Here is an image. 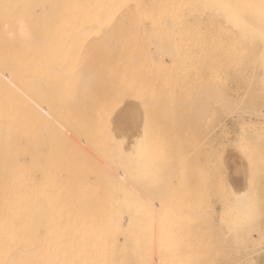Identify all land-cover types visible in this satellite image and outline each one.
Wrapping results in <instances>:
<instances>
[{
  "label": "bare ground",
  "instance_id": "obj_1",
  "mask_svg": "<svg viewBox=\"0 0 264 264\" xmlns=\"http://www.w3.org/2000/svg\"><path fill=\"white\" fill-rule=\"evenodd\" d=\"M189 105L204 141L216 108L243 119L218 167L242 233L263 215L264 0H0V264L206 263L180 240L216 183L214 143L182 167L172 140Z\"/></svg>",
  "mask_w": 264,
  "mask_h": 264
},
{
  "label": "rangeland",
  "instance_id": "obj_2",
  "mask_svg": "<svg viewBox=\"0 0 264 264\" xmlns=\"http://www.w3.org/2000/svg\"><path fill=\"white\" fill-rule=\"evenodd\" d=\"M234 81L235 80L232 79L229 82V85L232 86ZM200 111H201V107H190V105L187 107H174L172 110V117L174 120V122L172 123V140L177 145H179V149L181 152H183L184 154L188 153L186 157L183 156V154L181 155L183 157H180L181 158L180 161L183 162L184 160H186L185 164L183 163L182 167H184L185 165H189L190 163L196 164V165L198 164L197 166L200 167V164L202 165V162H205V160L203 159V157L199 156V153L197 150L200 148L201 145L204 146L205 143L208 141L210 143L212 142L215 144V151H216V154H213V157H212L211 163H210L211 164L210 167L212 169L210 176L213 179H215L216 183H214V181H213V184L210 185V196L208 199L209 213L203 221H198L197 223H195V225H194L195 230L191 235L189 234L188 236H186L185 240H182V238H180L181 241L186 242V243L182 242L183 243L182 247H183V249L190 250L188 247H185V246L191 245L192 247L190 246V248L197 249L199 247H196V246H199V245L204 246L205 245L203 248L208 247V249L210 251V248L213 246L211 248V250H213V251L215 250L214 253L212 251L210 253L208 252L210 255H204L203 254L202 258L204 257L203 260L206 262L204 264H207V263L211 264L210 263L211 261H209L210 259L212 261H214L213 264H215V263L216 264H220V263L225 264L224 262H228V261L229 262L226 264H264V240L263 239H262L263 241L261 240L262 237L264 238V229H263L264 228V219H263L264 218V209H261V208H263L262 206H264V200H261L262 198L264 199V193H262V189L264 187L261 186V184H263V183H259L261 181L264 182V180H261L262 178L264 179V175H263L264 169H262V168H264V165L261 166L262 172L260 171L258 173L260 176L257 174V176L255 178V184H254V197H255V199L257 198L256 199L257 202L256 201L255 202H256V205L258 203L257 207L261 206V208L260 207L259 208L262 211H260L259 209L258 210L263 213V215L261 214V216H257V218L260 217L262 220L256 219V222L252 225V227L256 228V229L253 230L252 232H251L252 227L245 226V229L242 231V233L236 234L237 233L236 232V228H237L236 223L231 219V215L229 213L227 215V213L225 212V206H226V203L228 202L227 200L231 199V195H230L229 191L225 190L224 188H222V189L218 188L219 187L218 182L220 180L226 181V183H227V180H229V179L231 180V178H230L231 172H230V170H227V171L222 173L220 170H218V167L220 166L222 161L224 162V159L226 160V158H228V156H231L230 154H232V152H233V149L235 147V142L238 139L239 135L242 133L241 123L236 122L237 121L236 117L237 118L239 117L238 120L241 119V121L243 119L241 116H239V114L238 115L236 113L233 114L232 112L230 113V112L222 111L220 108H218V109L216 108L215 111L213 112L211 119H210V122L214 123V126L212 128H210V132H211L210 135L211 134L212 135L209 137L208 141H206V140L204 141V138L202 135L203 128H201V124L199 123V120H198V115L200 116ZM238 113H239V111H238ZM232 114H233V116H232ZM235 115H237V116H235ZM232 117H234V118L231 120ZM262 130L264 132V129H261L258 132L263 133ZM243 134L245 135L246 139L249 142L255 141L256 138L257 139L261 138L263 140L262 137L264 136V133H263L262 134L263 136L260 137L259 136L260 134L257 133V130H250L249 126H245L243 128ZM261 139H259V140H260V143L262 144L264 140L262 141ZM202 146H201V148H202ZM262 146H264V143L262 144ZM192 153H193V155H191ZM182 162H180V163L182 164ZM227 162H228V164L230 163L229 165L232 164L230 167H234L233 166L234 161L232 162V160H231L230 162L229 161H227ZM199 177H200V174H198V172H196L194 179H191V180H195L194 182H196L199 180ZM261 193H262V195H261ZM255 194H256V196H255ZM259 201L262 202V205H261V203H259ZM260 212H258V213H260ZM223 220H224V222H223ZM207 224H208V226H207ZM230 224H232V225H230ZM201 225H202V227H201ZM206 226H207V228H206ZM234 226H235V228H234ZM214 227L216 230H214ZM257 227L259 228L258 230H257ZM211 228H212V230H211ZM233 229L235 232L233 231ZM217 230L218 231L221 230L222 233L220 231L219 233H221V234H219ZM214 231H216V232H214ZM248 231L250 232V235L247 237ZM256 232H257V234H256ZM202 233H204V234L202 235ZM206 233H207V235H206ZM198 234L199 235L201 234L202 237L199 236ZM226 234H228L229 236L227 237ZM230 234H231V236H230ZM251 234L254 236L251 237ZM258 234H259V237H258ZM196 235H197V237H196ZM224 235H226L225 236L226 238L223 237ZM198 236L200 237V239ZM234 236H235V238H234ZM203 237H204V239H203ZM242 237H245V238L242 239ZM223 238H225V239H223ZM236 238H237V240H239V239L242 240L243 241L242 243L245 242L244 244H241V245H245V246L247 245L246 248L244 246H239V243H238L239 241H237V240H235L236 242L234 240H233L234 242L232 241V239H236ZM252 238L254 239V241ZM190 239H194V240H190ZM197 239L199 241H197ZM227 239L229 240L228 244H226ZM188 240H190V241H188ZM201 240L202 241L205 240V242L203 241L204 244H203V242H202V244L195 243L196 241L198 243H200ZM224 240H225V243H223ZM209 241H210V243H209ZM187 242H189L188 245H186ZM190 242H191V244H190ZM220 242L222 243V245L220 244ZM257 242H258V244L259 243L260 244L258 245ZM193 243H195V244H193ZM229 243H231L230 244L231 246H229ZM180 244H181V242H180ZM235 244L236 245L238 244V245L236 246ZM206 245H207V247H206ZM223 245L227 246V247H224ZM216 249L217 250L227 249L228 254L231 252V249H232L233 255H232V252L230 253L232 255V258H230L231 261L229 259H227L229 257L224 252V251L227 252V250H223L224 254L227 257V258L223 257V259L225 258V259H227V261H225V259L222 261L221 256H223L222 255L223 252H221V255H219L217 253ZM241 249L245 253L247 251L246 255L249 252V254H250V255H248L249 257L245 258L246 255L242 256V254L239 253V250L241 251V253L243 252ZM250 249H252L254 252L251 250L253 252L252 253L250 251ZM233 250H236L238 254L235 253L236 251L234 252ZM245 253H243V255ZM239 254L241 256H239ZM217 255L220 258H218ZM231 255H229V256H231ZM238 256L240 257V259H238L239 258ZM207 257H208V262L206 261ZM243 258H245V259H243ZM232 259H233L234 263H231ZM236 261H237V263H236ZM200 264H203V263H200Z\"/></svg>",
  "mask_w": 264,
  "mask_h": 264
}]
</instances>
